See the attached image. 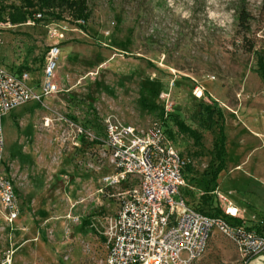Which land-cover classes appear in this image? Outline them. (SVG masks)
<instances>
[{"label":"rangeland","instance_id":"rangeland-1","mask_svg":"<svg viewBox=\"0 0 264 264\" xmlns=\"http://www.w3.org/2000/svg\"><path fill=\"white\" fill-rule=\"evenodd\" d=\"M87 3L84 22L65 0H0V67L41 76L50 45L61 48L59 91L3 120L21 215L9 223L0 203V259L12 250L14 264H101L107 253L120 200L109 193L127 187L102 191V147L60 117L95 135L110 117L158 123L188 159L175 198L215 216L236 207L240 223L264 225V0H247L248 29L239 0ZM21 13L27 20L13 22ZM192 264H264V252L244 258L214 227Z\"/></svg>","mask_w":264,"mask_h":264},{"label":"built area","instance_id":"built-area-1","mask_svg":"<svg viewBox=\"0 0 264 264\" xmlns=\"http://www.w3.org/2000/svg\"><path fill=\"white\" fill-rule=\"evenodd\" d=\"M52 35L64 36L57 29ZM60 52V41L50 45L39 88L30 84L29 71L0 67V203L9 223L20 217L21 207L6 169L3 120L13 108L30 100L42 102L59 91ZM59 119L76 135H88L102 147L101 158L111 167L102 178V191L122 184L127 187L124 192L109 193L120 200L109 222L107 253L101 264H192L202 255L214 227L236 242L242 257L264 252V232L240 223L237 208L228 206L225 216H215L183 197L175 198L185 185L188 159L172 147L158 123L140 128L110 117L104 120L102 134L95 135L72 119ZM13 254L5 251L0 264H14Z\"/></svg>","mask_w":264,"mask_h":264},{"label":"trees","instance_id":"trees-1","mask_svg":"<svg viewBox=\"0 0 264 264\" xmlns=\"http://www.w3.org/2000/svg\"><path fill=\"white\" fill-rule=\"evenodd\" d=\"M239 1H240V5L238 7L239 23L245 29H248L251 15L246 7L247 0H239ZM38 3L41 7L48 6L50 8L52 4V0H38ZM65 4L70 9L71 14L76 21H80V20L84 22L87 21V19L89 18L87 0H65ZM27 18L28 17L24 13H21L19 15H12V20L15 23L25 22ZM222 215L225 216V213Z\"/></svg>","mask_w":264,"mask_h":264},{"label":"crops","instance_id":"crops-1","mask_svg":"<svg viewBox=\"0 0 264 264\" xmlns=\"http://www.w3.org/2000/svg\"><path fill=\"white\" fill-rule=\"evenodd\" d=\"M8 69H11V68H8ZM12 70H16V71H20V70H22V69H12ZM23 70H25V69H23ZM30 73V72H29ZM42 75H43V72H42ZM42 75L41 76H35V75H32L31 73H30V84L32 85V86H35L36 88H39V83H40V80H41V78H42ZM236 208V207H235ZM239 211V210H238ZM240 213V212H239ZM257 226V228L256 229H262L261 231L262 232H264V225L263 224H258V225H256Z\"/></svg>","mask_w":264,"mask_h":264},{"label":"bare ground","instance_id":"bare-ground-1","mask_svg":"<svg viewBox=\"0 0 264 264\" xmlns=\"http://www.w3.org/2000/svg\"><path fill=\"white\" fill-rule=\"evenodd\" d=\"M234 210V209H233Z\"/></svg>","mask_w":264,"mask_h":264}]
</instances>
